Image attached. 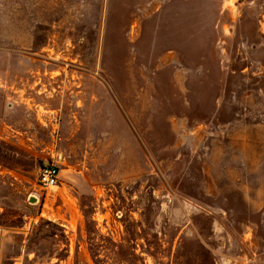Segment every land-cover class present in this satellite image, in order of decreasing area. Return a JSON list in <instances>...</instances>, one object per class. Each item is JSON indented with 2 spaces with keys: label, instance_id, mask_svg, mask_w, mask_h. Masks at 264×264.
<instances>
[{
  "label": "rangeland",
  "instance_id": "374dc122",
  "mask_svg": "<svg viewBox=\"0 0 264 264\" xmlns=\"http://www.w3.org/2000/svg\"><path fill=\"white\" fill-rule=\"evenodd\" d=\"M0 227L1 264H264V0H0Z\"/></svg>",
  "mask_w": 264,
  "mask_h": 264
},
{
  "label": "built area",
  "instance_id": "2783aa9c",
  "mask_svg": "<svg viewBox=\"0 0 264 264\" xmlns=\"http://www.w3.org/2000/svg\"><path fill=\"white\" fill-rule=\"evenodd\" d=\"M60 170L53 162L39 168L38 185L42 190H52L57 185Z\"/></svg>",
  "mask_w": 264,
  "mask_h": 264
},
{
  "label": "crops",
  "instance_id": "0c3cea01",
  "mask_svg": "<svg viewBox=\"0 0 264 264\" xmlns=\"http://www.w3.org/2000/svg\"><path fill=\"white\" fill-rule=\"evenodd\" d=\"M9 238V231L5 228L0 227V264L2 263V260L5 256Z\"/></svg>",
  "mask_w": 264,
  "mask_h": 264
}]
</instances>
